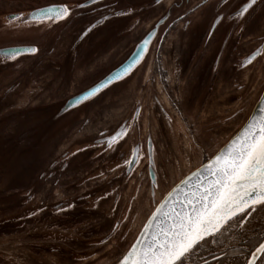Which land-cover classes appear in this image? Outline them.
<instances>
[{
    "label": "flooded vegetation",
    "instance_id": "flooded-vegetation-1",
    "mask_svg": "<svg viewBox=\"0 0 264 264\" xmlns=\"http://www.w3.org/2000/svg\"><path fill=\"white\" fill-rule=\"evenodd\" d=\"M53 3L66 4L70 15L28 21L18 29H26V43L0 48H35L8 82L19 81L22 87L42 69L43 84L64 86L60 104L98 81L96 71L119 65L157 22L163 23L123 85L107 90L109 101L102 102L107 92L99 93L80 122L81 108L62 115L58 139L55 133L46 138L50 147H43L46 142L40 143L35 132L32 151L39 155L48 149L39 170L38 156L16 175L21 156L15 152L3 160L0 138V202L3 187L17 188L18 175L25 178L18 193L26 192L18 200L21 207L13 201L11 215L0 203V264H98L121 258L161 197L241 124L264 81V0H49L30 11ZM245 5L247 11L238 15ZM76 41L79 49L69 71ZM100 98L101 106L93 110ZM121 128L128 129L127 136L109 148V138ZM133 148L138 155L129 165ZM91 195L99 196L89 207L85 199ZM24 219L25 241L10 240L3 250V232L11 235ZM262 240L264 204L247 208L200 241L185 264H246ZM18 248L27 254L14 252Z\"/></svg>",
    "mask_w": 264,
    "mask_h": 264
},
{
    "label": "snow or ice",
    "instance_id": "snow-or-ice-1",
    "mask_svg": "<svg viewBox=\"0 0 264 264\" xmlns=\"http://www.w3.org/2000/svg\"><path fill=\"white\" fill-rule=\"evenodd\" d=\"M248 7L245 5L237 14L243 15ZM31 15L34 19L59 21L70 15V9L66 4L53 3ZM143 43L148 44V39ZM29 51L36 52V49ZM18 54L15 49L3 52L7 59H14ZM136 56L105 83L126 73L136 62ZM103 86L91 88L85 96L94 95ZM260 113L259 117H252L242 132L214 155L208 165L202 166L203 172L196 185H189L190 190L180 201L172 202L167 211L161 206L152 213L150 219L155 226L144 225L149 230H142L145 239L137 238L118 264H185L187 255L205 237L219 233L223 225L249 205L264 203V106ZM127 134L128 129L121 128L109 138L108 147L112 148L114 143L118 145ZM137 155L138 150L133 148L132 159L126 163H133ZM258 259H264V240L255 247L246 264H257Z\"/></svg>",
    "mask_w": 264,
    "mask_h": 264
},
{
    "label": "rangeland",
    "instance_id": "rangeland-1",
    "mask_svg": "<svg viewBox=\"0 0 264 264\" xmlns=\"http://www.w3.org/2000/svg\"><path fill=\"white\" fill-rule=\"evenodd\" d=\"M47 1H49V0H0V14L2 13V15H0V46H6V45L16 44V43H26L28 41L27 37L25 35L26 29H23L22 31H20L22 34L19 33V31H18V29H20L22 26H24L27 22L24 23L22 21H20V22L15 21L14 27L8 26L7 22H10V21H7L5 16H7L11 13L9 11L14 12L11 14L28 12L31 10L30 7H35L36 5L43 4ZM4 22H6V23H4ZM16 28H17L18 33L16 35H14L16 33L15 32ZM20 34L22 36L19 37ZM106 38H107V36H105L102 41L107 42ZM41 41H42V39L39 40V42H41ZM104 42H102V43L105 44ZM78 49H79V42L76 41L74 43V45H72V49L70 51L71 53H73L72 56H74V54L76 53V51ZM99 53H100V50L97 49V51L94 52L92 59L94 57H97V55H99ZM74 58L75 57H73L72 60L70 59V63H68L69 66L71 65V67H69V71L72 68ZM28 59L29 58L27 56L18 57V58L9 59V60L0 58V100H1V104H0V138H1V143H2L1 144V150H2L1 156L3 157V160H7V161L9 160V158L12 157V154H14L15 152H16V154L21 156L17 162L18 163V169H16V172H15L16 175L19 174L20 171L25 173L26 172L25 166H28L30 164H31L30 166H33L31 161L33 162L34 161L33 158L35 157V159H36V157H38V156L42 157L40 159H37V163H36L37 169L39 170L41 168L40 164L44 161V158L47 156L43 152L46 153L48 151V149H45L39 155L36 154L34 152V150L32 151V149L35 147H30V146L35 141L36 134H37V133L35 134V132H39V134H37V136H38V140H40V143L43 140H44V142H46V143H44L43 147H48L49 143H50L46 139L48 137V134L49 133L50 134L55 133L54 135H56V136L53 138L55 140L58 139L56 132L62 131V125H63L61 119L60 120L58 119L57 121H55L56 124L53 123L50 126H48L47 122H48V119L52 117L54 110L56 111V107L60 104V102H56V101L61 100V98L63 97V94L65 92L64 86H62V85L56 86V84L51 85V86H46L45 84H43L42 83V76H43V73H42L43 70L42 69H40V71H38L37 73L35 72L32 75V78L30 80L26 81L27 84L26 83L22 84V87H21L19 81H17V83L16 82H13V83L8 82V79H10V77H12V75H15V74H13V72L15 70L14 68L21 69L22 68L21 66L26 65V63L28 62ZM106 70H108V68L103 70L102 72L96 71V74H97L96 78H99ZM24 72L26 75L27 71L25 70ZM93 76H95V74ZM34 77H36V78H34ZM84 80H86V79L83 78L82 81H84ZM262 83H260L258 85L257 93H255V95L251 99V102L249 104V107L247 109V112H246L243 120L245 119L249 109L251 108L255 97L259 93L261 86H262ZM79 85L83 86V85H85V83H82ZM56 88L57 89L59 88L58 93L56 95H52V96L50 95L48 97V93H51V92L53 93ZM17 91H18V93L16 96L15 94ZM20 93H22V95ZM107 94H108V92L103 97V101H102L103 103L110 100L109 98H107L108 97ZM32 96L33 97L35 96V98H37V99L31 101ZM101 98L96 100L97 105L92 107L93 110L99 109V107L101 106V103H100ZM54 102H56V103H54ZM51 103H53V104H51ZM41 104H46V105L40 106ZM47 104H49V105H47ZM90 106H91V102H88L85 104V106H83L78 111L79 113H77L76 116H77V120L79 122H80V120H82L84 118L85 110L89 109ZM32 107H34V108H32ZM38 110H42V111L38 112ZM44 110H47V111H44ZM47 117H49V118H47ZM90 118H91V115L88 116V119H90ZM243 120H242V122H243ZM13 123L17 124V126H16L17 129L13 128ZM239 126H237V128ZM233 132L231 133V135L233 134ZM27 135H30V138H31V143H29V145L25 143L28 140ZM30 148H31V150H30ZM22 154H25V156ZM8 166H9V164L7 165V167ZM34 172H36V170H34ZM19 176L20 175H18V178L15 179L18 182L17 188L15 187V185H12L11 187L5 186L2 188L1 202L0 203L2 204V210H3L4 214L11 215V213H14L16 211V209L12 208L13 201H18L19 199H21L20 198L21 195L24 196L26 194V192H24V193H21L19 195V193L25 188V186H23V184L25 183V178H24V180H20L22 177L20 178ZM15 189L17 192L13 193V191ZM91 196H88L85 199V205H87L89 207L93 203H95V201L99 195H95V196L91 195ZM68 203L69 202L66 201V202L60 203L58 205L66 206V205H68ZM21 205H22V203H20L19 201L17 203H15V207H21ZM56 206L57 205L54 204L53 207L56 209L57 208ZM49 211H50V213H52L54 210L50 209ZM25 216L26 215H24L21 218L20 217H18V218L23 219ZM10 217H14V216H10ZM9 220H10L9 218L3 217V222H7ZM15 223L18 224L20 222H15ZM25 223H26V221L24 219L23 221H21V223L19 224L17 229L14 230L13 233L11 232V235L9 233L7 234V233L3 232L4 237L1 240V242H3L2 243L3 250H4V248L7 247V243L10 240H13L16 238L21 239V237H23L24 238L23 240L25 241V237L28 235L27 233H25L27 230L25 228ZM28 229L30 230L31 228L29 227ZM39 230H41V229H39ZM18 235H20V236H18ZM9 246L12 247V245H9ZM109 246H110V243H108L106 245V248L107 247L109 248ZM102 248H105V245L103 247H101L100 249H102ZM100 249H98V250L101 251ZM15 251L17 253L20 252L23 255L27 254L26 250H24L23 248L14 249V252ZM3 253L6 254L7 256L10 255V253L8 251H3ZM108 259L111 260L112 258H108ZM117 260H112L110 262L108 260H101L98 262V264H113Z\"/></svg>",
    "mask_w": 264,
    "mask_h": 264
},
{
    "label": "water",
    "instance_id": "water-1",
    "mask_svg": "<svg viewBox=\"0 0 264 264\" xmlns=\"http://www.w3.org/2000/svg\"><path fill=\"white\" fill-rule=\"evenodd\" d=\"M48 7V6H47ZM42 8H46V7H42ZM40 9V8H39ZM37 10V9H36ZM36 10H32V11H28V12H21V13H16V14H9L7 16H5L7 21H13V20H18L19 22H28V21H40L41 19H34L33 16L31 14L35 13ZM161 21V20H160ZM163 23V21H162ZM160 22H157V24L136 44V46L133 48L132 52L129 54V56L124 59L119 65L110 68L108 70H106L98 79V81H96L94 84H92L91 86H89L88 88H86L85 90L79 92L78 94H76L75 96H73L72 98L68 99L67 101H65L64 103L59 104L56 107V111L54 110L52 117L50 118V121L47 122L48 126H50L51 124H56L55 121H57L62 115L65 114H70V112L75 111L77 108H82L83 105H85V103H88L89 101H91L93 98H95V96H97L99 93L102 92H107V90L110 87H116V86H121L123 85V79H125L127 77V75L129 73H131V71L140 63V61L143 59V56L147 50V47L154 35V33L156 32V30L158 29V27L160 26V24H162ZM148 39L149 43L148 44H144V40ZM32 47H27V46H18V47H4V48H0V58L3 59H7L4 55L3 52L5 50L8 49H15L19 51V55H29L32 52L29 51V49H31ZM137 53H140L139 56H136ZM16 56V57H17ZM136 56V62L133 64V66L126 72V73H121L120 78L119 79H111L110 82L105 83V81H109V78L114 76L116 72L120 71V69L126 65L130 60H132V58ZM73 56L71 57L72 60ZM9 60V59H7ZM104 84L103 87H100L99 90L91 96H85V93L88 92L91 88L96 87L98 85ZM109 91V90H108ZM80 98V99H77ZM79 105H81L82 107H79ZM264 106V81L262 83L261 89L259 91V93L257 94V96L255 97L253 104L251 106V108L249 109L245 119L243 120V122L240 124V126L233 132V134L228 138V140L218 149L216 150L212 156L203 164H201L200 166H198L196 169H194L193 171L189 172L188 174H186L185 176H183L178 182H176L168 192H166L160 199V201L158 202V204L153 208V210L151 211V213L149 214V216L147 217V219L145 220L144 224L142 225L141 229L139 230V232L137 233L135 239L132 241V243L130 244V246L133 243H136L137 238H140L141 240L145 239L144 236L141 235L142 230L143 231H149L148 229L144 228L145 224H150L153 225V227L155 226L153 224V220L150 219L152 216V213L154 211H156V209L158 207L163 206L162 210L163 211H167L168 210V206L175 201H180L183 197L184 194H186L190 189H189V185L191 186H195L197 179L199 178V176L201 175V173L203 172L202 166H206L209 163V160L211 158L214 157V155H216L220 150L224 149L227 144L234 139L238 134H240L243 130V128L247 125V123L251 120L252 117H259L260 116V109L261 107ZM42 110H38V112H40ZM47 111V110H44ZM199 170V171H198ZM204 175H206V173H203ZM168 201V204H165L164 202ZM264 203H257L255 205H249L247 208L250 207H255L258 205H261ZM247 208H245L244 210H246ZM243 210V211H244ZM241 213V212H240ZM239 214V213H237ZM206 238V237H205ZM129 246V247H130ZM128 247V248H129ZM127 251V250H126ZM122 258V257H121ZM119 258V259H121ZM118 259V260H119ZM118 260L115 261L113 264H118Z\"/></svg>",
    "mask_w": 264,
    "mask_h": 264
}]
</instances>
